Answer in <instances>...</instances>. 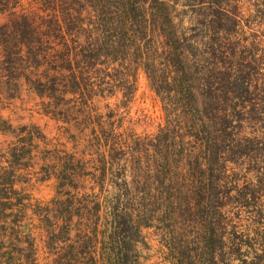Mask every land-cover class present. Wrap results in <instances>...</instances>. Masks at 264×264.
Instances as JSON below:
<instances>
[{
  "label": "trees",
  "instance_id": "trees-1",
  "mask_svg": "<svg viewBox=\"0 0 264 264\" xmlns=\"http://www.w3.org/2000/svg\"><path fill=\"white\" fill-rule=\"evenodd\" d=\"M48 4L38 22L35 12L16 11L18 0H0V15L7 18L0 26L5 62L14 77L24 79L39 98L49 100L46 114L78 127V115L87 114L89 101L104 98L106 91L114 94L116 83L126 87L122 89L130 87L123 71L140 66L169 107L170 123L154 138L160 150L151 155L153 171L158 166L161 172L168 171L173 162L185 159L184 182L159 179L156 172L141 196L142 201L163 208L166 260L170 264H264V208L255 196L256 186L245 183L239 190L236 186L231 196L211 192L209 184V173L226 174L228 165L237 162H248L259 173V157L264 156V129L247 131L240 126L242 119L250 125L264 115V103L252 97L257 87H264L262 80L256 82L257 60L247 51L248 55L239 56L238 66H226L229 54L223 40L228 36L226 26L235 24L236 7L228 8V0L198 2L192 28L199 36L184 45L177 37L152 34L157 16L170 25L162 0H96V5L92 0H48ZM79 5L85 10L81 12ZM259 7L264 11V1ZM82 15L93 17L94 31L81 29ZM238 116L239 132H235L229 127ZM175 128L182 134H175ZM85 130L78 131L82 142L108 143L105 135L85 134ZM175 138L182 147L187 145L186 154L170 155L168 141ZM24 142L22 137L20 143ZM117 145L114 150H120ZM74 157L70 154L63 161L59 174L63 181L75 175ZM235 205L239 211L231 210ZM70 206L69 200L65 208L53 209L47 220L50 264H139L135 245L142 241L140 229L149 224L129 210H119V196L108 214V231L98 229V205L92 213Z\"/></svg>",
  "mask_w": 264,
  "mask_h": 264
},
{
  "label": "rangeland",
  "instance_id": "rangeland-1",
  "mask_svg": "<svg viewBox=\"0 0 264 264\" xmlns=\"http://www.w3.org/2000/svg\"><path fill=\"white\" fill-rule=\"evenodd\" d=\"M162 1L168 9L170 25L168 26L161 16H157L154 26L156 29L152 34L171 35L177 37L184 45L190 44L199 36L198 31L192 27L197 22L194 6L202 0ZM262 1L264 0H228V8L236 7V20L233 26H226L228 36L223 40L224 50L229 54L226 66H238L239 56L248 55L249 51L259 66L260 72L255 75L259 84L261 80L264 82V11L259 7ZM92 2L95 4L96 0ZM18 3L20 8H16L17 12L20 9L23 12L33 11L38 22H41L40 17L46 15L43 8L49 7L48 0H18ZM79 8L81 12L85 10L81 5ZM82 17L85 18L83 24L86 25L81 29L87 27V30L94 31L95 26L91 24L93 17ZM241 46L246 49L243 50ZM31 70L28 69L27 73ZM123 74L128 76L127 85L130 87L122 89L126 87L116 83L119 87L115 88L114 94L106 91L104 98L94 97L89 101L87 114L78 115V127H70L61 120L52 119L50 114H46L45 105L49 100L37 95L36 100L31 95L28 97L27 88H22L19 92L20 98L9 103L1 112L4 120L12 126L11 130L26 126L24 133L30 134L32 139L28 140L27 135L22 136L26 142L21 145L24 149L15 153V156H19L16 160H21L20 163L15 162V169L22 167L20 169L23 172L13 176L10 188L0 186V197L7 198L5 201L4 198L0 200V264H50L53 256L47 245V220L53 215V209L65 208L69 200L72 210L79 208L82 211L87 208L89 213L94 212L98 205L101 217L97 222L98 229L108 231V214L114 211L118 196L119 210H129L134 216L139 215L142 223L149 224L148 227L140 229L142 241L135 245L138 263L170 264L165 257L163 235L166 222L163 220L166 216L163 214V208L158 207V204L150 205L148 200L142 201L141 196L147 191V184L154 180L153 175L156 172L159 179L164 176L175 182H184L185 171L181 168L186 160L173 162L168 171L161 172L160 166L156 172L153 171L155 165L151 155L153 151L160 150L155 146L154 138L160 129L170 123L167 118L169 107L161 96L155 93L141 66L135 67V70H124ZM96 83L99 84V81ZM25 84L29 85L26 82ZM96 86L94 88H97ZM29 87L32 89L30 85ZM252 97L257 102L264 103V87H257ZM260 118L258 122L252 121L250 125L245 124L242 119L240 126L247 131L264 129V115ZM231 126L230 130L234 128L235 132H239V116ZM67 127H70L69 131L65 129ZM82 128L86 129L85 134L93 131L99 136L105 135L108 145L82 142L81 133L78 132ZM177 131L175 128V134H182ZM11 136L13 134L1 137V145L5 146L8 140L12 142ZM115 142L118 143L116 148L121 151L113 149ZM168 142L170 155L186 154L188 147H182L178 138ZM70 154L75 156L72 162L75 175L70 180L63 181L59 177L60 170L63 161H66ZM24 155H27V159H23ZM259 160V173L251 170L248 162L229 164L226 174L209 173L211 192H221L222 195L229 193L233 196L236 186L239 190V185L250 183L256 186L255 196L264 208V156L259 157ZM43 177L46 179L43 180ZM233 208L231 210L239 211V205ZM4 220L9 226H4ZM99 246L100 244L98 248Z\"/></svg>",
  "mask_w": 264,
  "mask_h": 264
},
{
  "label": "crops",
  "instance_id": "crops-1",
  "mask_svg": "<svg viewBox=\"0 0 264 264\" xmlns=\"http://www.w3.org/2000/svg\"><path fill=\"white\" fill-rule=\"evenodd\" d=\"M6 20L7 18L5 16L0 15V26L5 23ZM22 88L23 90L24 88H27L28 97L31 95L32 98L36 100V94L32 89H30L29 85L27 86L23 79L15 78L13 70L8 68L7 63L5 62V55L0 44V140L1 137L13 134V136H11L12 142L8 140V143H6L5 146H2L0 143V186H8L9 188L13 176L19 174V172H23V170L20 169L22 168L20 165H18V168L20 167L19 169H15V162L20 163L21 161L16 160L19 156H15V153L21 150L22 144L20 143V139L22 136L25 137L27 134L24 133L25 130L23 132L20 131L21 128H25L26 126H21L18 130H11L12 126L8 123V121L4 120L1 112L9 103H13L20 98L21 95L19 92ZM23 159H27V155H24ZM2 199L5 201L7 198L0 197V200ZM5 220L4 226H9Z\"/></svg>",
  "mask_w": 264,
  "mask_h": 264
}]
</instances>
